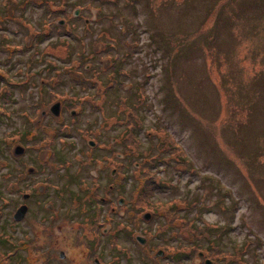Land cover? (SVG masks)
Instances as JSON below:
<instances>
[{
    "label": "rangeland",
    "instance_id": "374dc122",
    "mask_svg": "<svg viewBox=\"0 0 264 264\" xmlns=\"http://www.w3.org/2000/svg\"><path fill=\"white\" fill-rule=\"evenodd\" d=\"M157 248L264 264V0H0V264Z\"/></svg>",
    "mask_w": 264,
    "mask_h": 264
},
{
    "label": "flooded vegetation",
    "instance_id": "af4514ba",
    "mask_svg": "<svg viewBox=\"0 0 264 264\" xmlns=\"http://www.w3.org/2000/svg\"><path fill=\"white\" fill-rule=\"evenodd\" d=\"M88 143L91 144V142H88ZM92 145L94 146L95 144L92 143ZM64 188H67V187H64ZM118 202L121 203L122 202V199L118 200ZM26 207H27V210L26 211H28V206H26ZM52 208H53V206H52ZM114 209L115 208L112 207V212L114 211ZM143 218L145 220H151V214L145 213L143 215ZM164 230L165 229H163L162 231H164ZM135 240L142 247L145 246L146 242L149 243L146 238L141 237V236H138V235L135 237ZM198 256H200V259H197L196 264H217V263H215L214 261H212V260H210L208 258L202 259L203 253H201V252H198ZM149 257L151 258L150 259V262L152 264H163V262L161 263V261L162 260H165V259L167 260V263L166 264H172V262L175 263V264H187V259H188L189 256L187 255V251H185V250L184 251L182 250L179 253V252L166 251L164 248H162V249L161 248H157L152 253V256L149 255Z\"/></svg>",
    "mask_w": 264,
    "mask_h": 264
},
{
    "label": "water",
    "instance_id": "95a60500",
    "mask_svg": "<svg viewBox=\"0 0 264 264\" xmlns=\"http://www.w3.org/2000/svg\"><path fill=\"white\" fill-rule=\"evenodd\" d=\"M56 109H57V105H55L54 106V108H53V110L54 111H56ZM23 149L21 148V147H18L17 148V152H21ZM26 210H27V207L24 205V206H21L18 210H17V212L14 214V218L15 219H19V218H22L23 217V215H24V213L26 212Z\"/></svg>",
    "mask_w": 264,
    "mask_h": 264
}]
</instances>
